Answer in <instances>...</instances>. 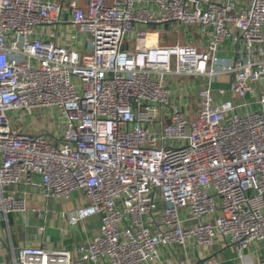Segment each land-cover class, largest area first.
<instances>
[{
    "label": "built area",
    "instance_id": "2783aa9c",
    "mask_svg": "<svg viewBox=\"0 0 264 264\" xmlns=\"http://www.w3.org/2000/svg\"><path fill=\"white\" fill-rule=\"evenodd\" d=\"M30 197L100 226L12 264L264 244V0H0V219Z\"/></svg>",
    "mask_w": 264,
    "mask_h": 264
},
{
    "label": "crops",
    "instance_id": "0c3cea01",
    "mask_svg": "<svg viewBox=\"0 0 264 264\" xmlns=\"http://www.w3.org/2000/svg\"><path fill=\"white\" fill-rule=\"evenodd\" d=\"M194 82V90L186 95L187 111L195 114L197 109L196 90L201 81L193 78H184ZM229 77L222 75L217 77L211 89L217 96L219 89H228ZM223 98H228L224 96ZM34 200L39 201L35 203ZM73 199L71 203L64 205L59 211L54 210L53 202L44 203L38 198L30 197V209L24 214H10L6 220L0 219V264H12V255L16 250L25 245L38 246L46 244L53 248H65L72 250L82 244L86 239L96 235L100 226L97 216L90 217L80 222L75 228L69 227L60 215V211L73 210L79 205ZM81 203V202H80ZM57 204V203H56ZM35 209V210H33ZM43 226L41 234L37 228ZM158 259L154 264H198L205 260H211L215 264H264V244L253 243L245 249L239 250L235 245H226L221 239H216L213 246L207 249H194L191 246L176 247L171 256L166 248H159ZM90 264V263H86Z\"/></svg>",
    "mask_w": 264,
    "mask_h": 264
},
{
    "label": "rangeland",
    "instance_id": "374dc122",
    "mask_svg": "<svg viewBox=\"0 0 264 264\" xmlns=\"http://www.w3.org/2000/svg\"><path fill=\"white\" fill-rule=\"evenodd\" d=\"M83 1H84V0H83ZM53 117H54V116H53ZM53 117H52V118H53ZM52 118H51V119H52ZM41 120H42V123L44 124V123H45L44 119L42 118ZM52 121H53V123H54V125H55V128H58V124L60 123V120L58 119V117H57V116L54 117V118L52 119ZM53 204H54V203H53ZM64 205H65V204H61V203H57V204H56V203H55V204H54V210L59 211L60 208L63 209ZM59 213H60V212H59Z\"/></svg>",
    "mask_w": 264,
    "mask_h": 264
}]
</instances>
